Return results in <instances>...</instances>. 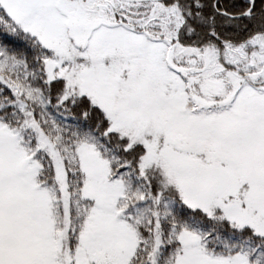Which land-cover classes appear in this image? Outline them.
Here are the masks:
<instances>
[{"label":"snow or ice","instance_id":"1","mask_svg":"<svg viewBox=\"0 0 264 264\" xmlns=\"http://www.w3.org/2000/svg\"><path fill=\"white\" fill-rule=\"evenodd\" d=\"M0 264H264V0H0Z\"/></svg>","mask_w":264,"mask_h":264}]
</instances>
